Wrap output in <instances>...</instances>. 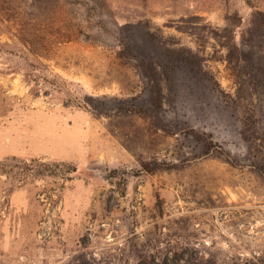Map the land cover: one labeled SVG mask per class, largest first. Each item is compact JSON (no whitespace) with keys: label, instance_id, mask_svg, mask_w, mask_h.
<instances>
[{"label":"rangeland","instance_id":"374dc122","mask_svg":"<svg viewBox=\"0 0 264 264\" xmlns=\"http://www.w3.org/2000/svg\"><path fill=\"white\" fill-rule=\"evenodd\" d=\"M11 156L0 264H264V0H0Z\"/></svg>","mask_w":264,"mask_h":264},{"label":"trees","instance_id":"16d2710c","mask_svg":"<svg viewBox=\"0 0 264 264\" xmlns=\"http://www.w3.org/2000/svg\"><path fill=\"white\" fill-rule=\"evenodd\" d=\"M33 164H36L33 166ZM76 169L66 170V173H73ZM53 171L45 162L37 160H23L16 156L0 159V176L6 178H18L21 183H25L28 177L40 179L45 176H52Z\"/></svg>","mask_w":264,"mask_h":264}]
</instances>
